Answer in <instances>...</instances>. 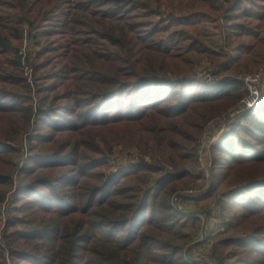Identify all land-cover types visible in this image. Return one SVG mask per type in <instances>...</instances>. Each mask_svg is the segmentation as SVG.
I'll list each match as a JSON object with an SVG mask.
<instances>
[{"label": "rangeland", "instance_id": "1", "mask_svg": "<svg viewBox=\"0 0 264 264\" xmlns=\"http://www.w3.org/2000/svg\"><path fill=\"white\" fill-rule=\"evenodd\" d=\"M24 1L0 0V184L7 182L6 187L0 186V264H91L102 251L103 238L108 237L105 229L95 230L94 215L89 211L90 191L80 183L97 186L95 178L101 175V181L119 182L120 190L129 186L121 178L130 169L141 164L161 166L155 143L147 153L128 138L109 144L107 128L102 126L107 124L112 96L102 98L99 92L112 88L105 81L106 64L114 59L112 44L123 42V37H114L119 28H114L113 21L117 18L116 24L121 25L120 18H131L138 24L136 34L145 45L171 49L174 55L189 43H180V35L174 37L181 30V20L153 3L141 10L133 1L132 8L122 4L113 12L114 6L95 5L90 0H63L48 8L35 0ZM199 25L211 50L220 52L222 58L238 54L234 41L224 42V23H218L220 37H215L212 22L204 20ZM245 28L255 30L253 24H245ZM230 30L235 31L234 25ZM124 57L119 56L121 60ZM91 63L106 66L96 71ZM207 69L219 74L217 83L209 87L195 79L197 72ZM235 74L240 73H222L220 67L209 64L194 66L185 80L201 90L214 91ZM260 90L256 109L262 115L256 120H262V132L240 127L243 143L234 150L238 160L229 164V157H219L217 173L207 184L195 183L192 188L194 194H205L214 180L219 200L213 206L229 209L210 239L212 250L216 242L223 240L224 244L217 255L213 252L214 264H264V80ZM239 101L224 113L229 124L242 114H235L240 110ZM216 117L205 123L194 143L193 154L201 172L209 168L210 146L218 136L216 130L225 123ZM204 132L206 142L199 157L197 147ZM246 159L258 164L250 162L247 171L241 169L234 177L239 164H247ZM255 179H260V185L240 191L242 184ZM186 190L175 192L171 199ZM132 196L125 191L124 199L103 200L114 205L116 201L131 202ZM239 213L245 217L238 220ZM226 222L230 225L227 231L223 227ZM190 228L191 222L185 221L183 231ZM197 232L196 228L192 231L193 235Z\"/></svg>", "mask_w": 264, "mask_h": 264}, {"label": "trees", "instance_id": "2", "mask_svg": "<svg viewBox=\"0 0 264 264\" xmlns=\"http://www.w3.org/2000/svg\"><path fill=\"white\" fill-rule=\"evenodd\" d=\"M35 1L46 8L54 2L63 3V0ZM67 1L65 5L70 6ZM90 1H93L95 5H112L115 7L113 12L122 4L130 6L127 9L132 8L133 1L139 3L141 10H147L146 7L153 3L156 8L164 7L170 13L169 15H172L171 17L181 20L178 25L181 30L175 32L174 37L180 35L183 40L179 42L189 44L174 55L171 49L145 45L137 37L138 24L132 23L131 18H120L121 25L116 24L117 18L114 19V28H119L114 37H123V42L112 44L115 49L112 52L114 59L112 63L106 64L108 70L105 81L110 82L109 86L112 88L100 91L99 96L103 98L111 95L112 98L107 108V124L102 126L107 128L109 144L115 142L117 145L118 141L128 138L127 141L131 140L130 143L147 153L150 144L155 143L157 153L165 165L174 170L187 166L198 175L197 178L188 173L169 176L164 175L162 166L141 164L122 176L121 180L129 186L120 190L117 188L119 182L112 184L107 180L101 181L103 178L101 175L95 178L97 186L93 184L88 187L89 183L88 185L80 183L81 186L86 187L87 191H90L88 201L91 210L89 211H92L94 215L95 230L105 229V236L108 237V239L103 238L102 251L97 254L99 255L97 261L91 264H185L182 260V251L196 225L192 220L184 219L173 212L168 206V200L179 188L191 184L195 186L198 180H201L200 184L205 182L193 154L196 137L209 119L224 114L245 94V88L239 82L230 81L217 90L205 91L187 82L185 78L204 58H207L210 64L220 67L222 73L258 70L264 63V0ZM82 11L88 10L82 9ZM234 11L237 13H233ZM204 20L214 25L215 37H220L218 31L222 30L218 23H224L222 27L224 42L229 41L231 44L234 41L233 48L239 47L236 50L238 54L222 58L220 52L211 50L203 29L199 25ZM245 24H253L255 30L245 28ZM232 25L235 31L230 30ZM243 39L248 40L243 41ZM239 40L242 42L236 43ZM122 54L125 55L124 60L119 58ZM106 65L91 63L96 71L100 66ZM120 75L121 79H119ZM169 77L180 81L170 82ZM123 78L127 80H122ZM118 100L120 102L115 104ZM257 107L243 112L235 122L226 124L219 139L212 144L208 168L211 178L217 173L215 167L220 164L217 163L219 157L222 156V159L229 157V164L238 160L234 150L237 149V144L243 141L239 138L243 130L240 127L248 128L249 126L256 133L262 132L263 122L259 118L256 120L257 116L262 115L257 112ZM246 160L247 164H239L234 177L237 174L239 176L241 169L247 171L252 166L250 162L258 164L252 159ZM111 178L112 176L109 179ZM262 181L264 182V179ZM242 185L241 187L244 188L240 191H248L260 185V179L248 181ZM0 186L6 187V180H3ZM107 189L112 190L106 192ZM125 191L133 194L131 202L116 201L114 205L107 203L111 197L124 199ZM217 191V183L213 180L210 188L203 195L201 206L217 204L219 200L216 197ZM1 194L4 197L5 191ZM97 197H99L98 200H96ZM104 197H107V202L103 200ZM226 199L227 197L222 198L221 202L225 203ZM94 202L97 204L95 205ZM94 209H96L95 212ZM227 211L229 209H220V225ZM236 215L238 220L245 217L244 213ZM185 221L191 222L190 231H183ZM223 227L227 231L230 225L226 222ZM111 237H114L113 240H109ZM221 248H224L223 240L215 243L214 254L217 255V251ZM152 252L157 255L153 257Z\"/></svg>", "mask_w": 264, "mask_h": 264}, {"label": "crops", "instance_id": "3", "mask_svg": "<svg viewBox=\"0 0 264 264\" xmlns=\"http://www.w3.org/2000/svg\"><path fill=\"white\" fill-rule=\"evenodd\" d=\"M220 1H223V0H220ZM220 19H222V17H220ZM209 64H210V62L207 60V58H204L201 61H199L195 65V67L207 66ZM169 81L170 82H177L180 80H177V78L169 77ZM217 117H220L221 121L224 120L225 123L221 124V127L218 130H216V132L218 131V136H216V139H215V141H213V144H215V142L219 139V137L222 133V130L224 129L225 126H227L226 124L228 123V119L225 120L224 114L217 115ZM211 147H212V145L210 146L209 153H208L210 155V157H209L210 160H209L208 166L210 165V161H211ZM156 159H158L159 164H161V166L163 167L164 175L178 176L182 173H188L195 178L198 177L197 173L190 170V168L187 166L182 167L181 169L174 170L173 168L165 165L161 161L160 157H157ZM200 166L202 167L201 164H200ZM201 173H203V176H204L203 179L205 180V183L207 184V179L210 178V173H209L208 169L206 171H202ZM200 182H201V180H198L195 183L200 184ZM192 183H194V182H192ZM153 184H154V182H153ZM192 188H194V187L191 184L187 187L179 188L175 192L182 190V189H188V190L191 189L192 190ZM199 192H197L194 195H189V196H185V197L181 198L180 200L175 202V205H176L175 208L171 207V196L172 195L170 196V198L168 200V206L170 207V209L173 212H175L178 216H180L184 219L192 220L194 222V224L196 225V228L198 231L196 234L193 235V233H192L190 235L189 240L187 241L186 245L183 248L182 260L185 264H201V262L203 260H206V259L216 263L213 260V257H215V256L213 255L212 244H211L210 239H211L213 233L218 229V227L220 225V222H221L220 210H218L217 207H214L213 204L206 206V207H202L201 206V204H202L201 200H202L204 194L199 193Z\"/></svg>", "mask_w": 264, "mask_h": 264}, {"label": "built area", "instance_id": "4", "mask_svg": "<svg viewBox=\"0 0 264 264\" xmlns=\"http://www.w3.org/2000/svg\"><path fill=\"white\" fill-rule=\"evenodd\" d=\"M218 78H219L218 71H212L211 69L200 70L199 72H197L195 77L196 81H198L199 84H203L208 87L216 84ZM228 79L230 81L241 83L245 88V94L239 101L240 110L237 111L235 114L237 115L238 113H243L245 111H249L255 108L261 96L260 85L264 80V64L254 72L235 74L233 76L228 77ZM216 119L221 120L220 117H216ZM212 122H214V120L209 122L207 125H210ZM205 142H206V135L204 132V134L202 135V137L198 142L197 151L199 157L202 154V148ZM179 193H176L171 199L172 208L176 207L175 202L185 197L186 195L187 196L194 195L193 190H186L181 192V194ZM201 264H214V263L206 259L204 262H201Z\"/></svg>", "mask_w": 264, "mask_h": 264}]
</instances>
